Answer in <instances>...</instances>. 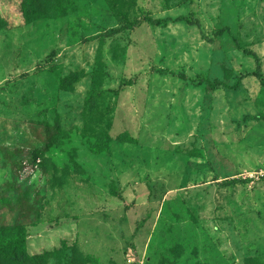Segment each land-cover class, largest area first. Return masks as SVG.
Returning a JSON list of instances; mask_svg holds the SVG:
<instances>
[{
  "label": "rangeland",
  "instance_id": "1",
  "mask_svg": "<svg viewBox=\"0 0 264 264\" xmlns=\"http://www.w3.org/2000/svg\"><path fill=\"white\" fill-rule=\"evenodd\" d=\"M0 15V234L45 264H264V180H234L264 164V0Z\"/></svg>",
  "mask_w": 264,
  "mask_h": 264
},
{
  "label": "trees",
  "instance_id": "2",
  "mask_svg": "<svg viewBox=\"0 0 264 264\" xmlns=\"http://www.w3.org/2000/svg\"><path fill=\"white\" fill-rule=\"evenodd\" d=\"M73 0H22V9L27 21H30L33 17L38 16H63L68 13L72 6ZM124 23L120 27L122 28H136L143 22H149L152 24H160V19L152 18L151 16H144L130 20L127 15L123 17ZM191 24H196L199 28L201 23L198 20H191ZM8 21L0 15V30L8 26ZM206 37V36H205ZM247 53L255 56L256 70L253 72L255 77L262 80V70L260 64V58L252 51L245 50ZM220 83H209L211 88H215ZM51 124H47L49 129ZM52 143V142H51ZM234 180L241 183L250 182L249 179L234 178ZM113 193L119 195L118 189L113 188ZM10 234H0V264H45L47 261L48 253L43 256H30L27 252V239L28 234L26 228L21 223H14L10 230ZM7 232V233H8Z\"/></svg>",
  "mask_w": 264,
  "mask_h": 264
},
{
  "label": "built area",
  "instance_id": "3",
  "mask_svg": "<svg viewBox=\"0 0 264 264\" xmlns=\"http://www.w3.org/2000/svg\"><path fill=\"white\" fill-rule=\"evenodd\" d=\"M37 161L40 162V158H38ZM240 178L249 179L250 181H254L255 179L264 180V164L256 171L243 174Z\"/></svg>",
  "mask_w": 264,
  "mask_h": 264
}]
</instances>
